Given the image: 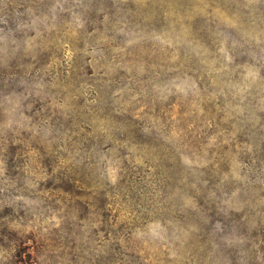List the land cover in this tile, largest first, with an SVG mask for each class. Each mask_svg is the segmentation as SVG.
<instances>
[{
	"label": "rangeland",
	"instance_id": "374dc122",
	"mask_svg": "<svg viewBox=\"0 0 264 264\" xmlns=\"http://www.w3.org/2000/svg\"><path fill=\"white\" fill-rule=\"evenodd\" d=\"M0 264H264V0H0Z\"/></svg>",
	"mask_w": 264,
	"mask_h": 264
}]
</instances>
